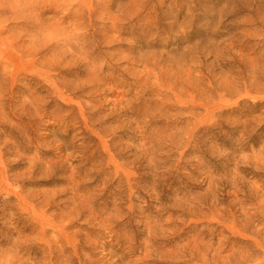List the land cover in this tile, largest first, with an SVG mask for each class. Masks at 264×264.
Here are the masks:
<instances>
[{
  "label": "rangeland",
  "instance_id": "1",
  "mask_svg": "<svg viewBox=\"0 0 264 264\" xmlns=\"http://www.w3.org/2000/svg\"><path fill=\"white\" fill-rule=\"evenodd\" d=\"M0 264H264V0H0Z\"/></svg>",
  "mask_w": 264,
  "mask_h": 264
}]
</instances>
